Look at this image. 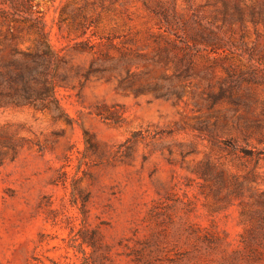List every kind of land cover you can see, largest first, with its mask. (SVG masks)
<instances>
[{"label":"rangeland","instance_id":"obj_1","mask_svg":"<svg viewBox=\"0 0 264 264\" xmlns=\"http://www.w3.org/2000/svg\"><path fill=\"white\" fill-rule=\"evenodd\" d=\"M33 2L64 115L0 105V264H264V0Z\"/></svg>","mask_w":264,"mask_h":264},{"label":"trees","instance_id":"obj_2","mask_svg":"<svg viewBox=\"0 0 264 264\" xmlns=\"http://www.w3.org/2000/svg\"><path fill=\"white\" fill-rule=\"evenodd\" d=\"M261 15L257 12V17ZM0 19L8 30L0 45L9 49L5 55L4 47L0 49V105H28L61 117L64 111L55 95L56 86L65 80L56 75L61 57L48 40L33 0H0ZM17 30L36 35L34 49L15 46Z\"/></svg>","mask_w":264,"mask_h":264}]
</instances>
